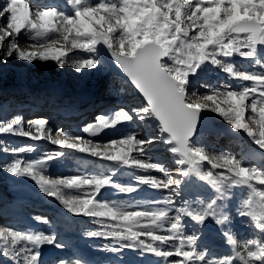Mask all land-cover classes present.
I'll return each instance as SVG.
<instances>
[{"label": "snow or ice", "instance_id": "snow-or-ice-1", "mask_svg": "<svg viewBox=\"0 0 264 264\" xmlns=\"http://www.w3.org/2000/svg\"><path fill=\"white\" fill-rule=\"evenodd\" d=\"M0 17L6 20L0 24V46L8 40L7 52L0 53L4 62L14 56L28 63L52 61L64 67L69 53L78 50L89 54L74 65L79 73L99 66L96 53L98 46H103L141 98L138 107L98 114L82 129L88 137H96L125 122H139V132L110 141L62 131L55 136L63 138H54L43 118L29 121L27 129L19 116L0 121V135L47 140L61 149L29 161L20 154L33 152L35 145L6 146L3 151L11 152L13 159L0 166L4 171L31 179L41 193L54 197L68 213L94 218L102 230L87 235L111 240L114 246L110 251L114 253L139 249L162 258L164 264H264V245L255 240L234 247V255L209 257L206 249L198 248V233L186 232L185 220L200 228L209 219L218 226L230 224L228 201L233 198V189L241 188L247 195L237 214L249 218L252 227L264 234V187H257L264 186V169L230 154H210L195 142L203 113L210 112L222 117L233 131L246 133L264 151V71H241L231 61L239 56L264 69V0H65L63 8L53 4L35 9L28 0H6ZM21 34L31 41L25 48L18 40ZM206 65L251 84H225L203 94L190 91L192 78ZM149 128L158 137L141 135ZM157 138L167 145L173 163L179 166L175 178L164 164L153 162L146 153L145 146ZM63 149L111 162L116 168L162 173V177L139 175L136 182L166 190L167 195L154 202L165 207L130 210L131 206L100 200L101 190L109 187L123 193L137 191L134 186L114 182L115 168L108 175L51 178L49 162L64 156ZM204 162L220 171L206 170ZM193 180L203 182L214 195L207 200L184 199L183 190ZM34 219L49 223L43 217ZM221 230L228 244L235 246L231 229ZM45 245L65 247L41 230L0 228V255L14 264H43ZM171 257L176 259L169 260ZM54 264L86 261L59 258Z\"/></svg>", "mask_w": 264, "mask_h": 264}, {"label": "rangeland", "instance_id": "rangeland-1", "mask_svg": "<svg viewBox=\"0 0 264 264\" xmlns=\"http://www.w3.org/2000/svg\"><path fill=\"white\" fill-rule=\"evenodd\" d=\"M4 2L6 3V0H4ZM2 4H1L0 8H2L4 6ZM3 23H6V20H5V18L0 17V24H3ZM24 39L26 40V42ZM18 40H19L20 46L22 48L27 47L28 42L31 43V41L28 40V37L26 34H24V35L21 34L18 37ZM7 43H8V41H4V44L2 46L5 50V53L7 52ZM0 49H1V46H0ZM30 50H34V49H30ZM88 55H89L88 53L84 52V55H83L82 51L73 50L69 53L68 57H66L67 63L65 64L64 67H59L55 62H52V61H49V62L35 61L32 63H28L25 61H20V60L16 59L14 56L9 57L7 59V61L4 62L3 57L0 56V121H10L14 117L19 116L21 118L22 125L25 127V129H27L28 124L26 125L25 123H27L28 121L31 120L22 114L23 109H21L20 103H17V101H16V100H18L19 96L23 95V94H19V92L20 91L24 92L25 89H23L24 91L20 90V89H15L16 91H18V93H15L13 91H10V93H9V91L2 90L3 88L1 85L7 84L10 87L15 86L16 88H17L16 85H18V86H22V88H27V89L35 88L37 90L38 88H40L41 84H47L50 86H52V85L58 86L60 84L61 85L63 84V85H66L67 88L70 87L72 93H76L77 95H85L86 93L90 92L91 90L96 89V87L101 84L102 80H105L108 78L106 81V85L113 83L114 87H115L114 89L116 91H121V94L131 93L132 88L126 82L121 80V78L119 76L109 73V69L106 67V65L103 61V58L99 52L96 53V55L98 56V59L100 61V64L97 68L91 69V70L85 69L79 73L76 72L74 65ZM221 59H223V58H221ZM238 59H239V56H233L231 58V61L233 63H235L236 62L235 60H238ZM249 61H251V63ZM247 62L248 63L244 64V65L238 64L236 62L235 64H237V65H235V66L238 70H241V71H249V72L260 71V69L251 68L252 62H253L252 60H247ZM217 70L220 71L221 69L218 67L211 66V65H206L204 71L200 72L198 76L192 78L191 90L196 92L197 88L199 86H201V84H205V83L208 84L209 83V85H211V82L209 80H211V78H213V74ZM108 75H110V77ZM195 82H196V84H194ZM238 83L239 84L240 83L241 84H249V85L251 84V82H245V81L237 80L236 81L237 86H239ZM225 84H226V82L223 81V85H225ZM219 85L221 86V84H219ZM4 93H8V96L3 97ZM201 94H203V93H201ZM12 95H14V96H12ZM101 95L104 98H107V97L109 98V96H110V95L104 94V93H101L100 96ZM6 98L8 100H7V102H4V99H6ZM18 102H19V100H18ZM140 102H141V99L135 98L132 102V107H138L140 105ZM98 112H100V111L96 110V111L92 112L86 119H84V121H82V123H81L82 126H85L88 123L92 122L94 120V118L98 115ZM46 121H48V120H46ZM211 121L216 122V124H218V125H221L222 123H226L223 120V118L219 117V116L212 118ZM48 126L53 130V133L56 134V132H59V131H56V129L54 127L55 123H50V124H48ZM223 126H225V124ZM126 129H128V124H126V122H125L124 124L118 126L115 129L105 130L103 133L98 135V137H95L92 140L99 141L101 139L100 141H110L111 139L123 136L126 133L125 132ZM77 131H79V130H77ZM151 133H152V135H157V137H158V133H155V132L154 133L151 132ZM85 135L87 136L86 133H85ZM239 135L243 138H245L247 136V134L244 132L240 133ZM70 136H76V135L71 134ZM86 136H85V138H87V139L91 138V137H88V136L86 137ZM142 136H151V135H148L147 133L143 132ZM200 136L201 135H199L195 138V141H198V143L197 142L196 143L199 146L204 147L206 149V143L214 144L212 142V140L209 139L210 136H207L208 140L206 141V143L204 141L200 140ZM54 138H63V137L62 136L61 137L55 136ZM221 139H223V138H221ZM249 139H250L249 137L246 138V140H249ZM0 141L4 142L3 144H0V166L7 164L8 162H10L13 159V154L11 152L5 153L3 151L4 147H6V146L9 148H17V147L22 146V145H35V150L33 152L20 154L21 158H23L25 160H29V161L32 159H35V158L42 157L45 153L51 152L53 147L55 148L53 150V152L60 151V149L58 148L57 145L52 144L47 140H41V143H46L45 144V150L46 151L44 152V154L41 153L42 148L44 147L43 144L37 143L36 140H31V139L26 138V137H19V136H14V135L2 134V135H0ZM250 141H251V139H250ZM47 142H48V144H47ZM255 146L256 145L253 143V147L256 150H258V148ZM226 147L228 148V146H226ZM226 147L220 146V149L218 151L216 150L215 147H212V149L208 150V152L210 154H225V152L228 150ZM145 148L147 149V151H146L147 155L152 158V161L155 163L164 164L169 169L170 174L172 171H174L178 167V165L173 163L174 157L171 153L168 152V154H170L172 156H169L168 154H166V152H162V154H160V152H157V151H159V145L158 144L157 145L156 144H150L149 146L146 145ZM67 150H69V149H63L62 151L65 153V152H67ZM165 150H167V146L165 147ZM150 151H151V153H150ZM73 152L76 153L75 150H73ZM259 152H260L259 155H262L261 154L262 152L264 153V151H261V150H259ZM68 153H69V155H71V157H73V156H75L76 158L82 157V155L77 156V155L73 154L72 152H67V153H65V155H67ZM133 155H136V153H133ZM62 158L63 157H60L59 159H57L55 161L49 162L48 175L51 178H59V177H66V176H70V175H76V174H80V172H83V171H84L85 175L93 174L92 172L85 171V170H83L80 167L75 166V165H74L73 170H67V168L63 167L64 162L67 161V162L72 163V164H74V163H73L72 159L65 160ZM160 158H163V160ZM238 159H239V157H238ZM90 160L93 162L92 165H94L95 162H99L104 167H108V166L109 167L111 166L114 168L116 167L111 162L102 161L96 157H92ZM80 164L83 165L82 166L83 168H85L84 164H82V163H80ZM97 165H100V164H97ZM248 165L252 166L250 164H248ZM203 167L206 170L211 169V165L208 164L207 162H204ZM252 167H255V166H252ZM257 168L264 169L263 166H257ZM91 170H95V169H93V167H92ZM136 170H138V169L126 168V172L129 175L131 174L132 171H136ZM211 170L212 171H220V169H211ZM140 171H142V170H140ZM151 172L154 173V176H157V177L162 176V173H156L154 171H151ZM174 173H176V172H173L171 175L175 178L176 176L173 175ZM134 175L139 176V175H143V174L135 173ZM193 184L200 186L201 182L195 180V182ZM199 186L196 188L193 186H191V187L193 189H195L198 192V194L200 195ZM202 186L204 188L208 187L207 185L203 184V182H202ZM191 187H189L184 192V195L187 196L188 194H190V191L192 190ZM64 191L67 193L69 190L65 189ZM102 194H103V192H102ZM121 194H122V192H121ZM193 198L195 200H193ZM193 198L189 197V199L191 201H196L197 198H202L204 200H207V199H205L206 197H196L195 196ZM245 198L246 197H242V198L233 197L228 202L230 205H234L238 201L242 202V200ZM99 199L102 201H107V202H116L117 204L122 203L126 207L130 206L132 204L129 202H124L122 200H113V199L109 200V199H106L104 197L101 198V196H99ZM186 199H187V197H186ZM4 203H9V206L7 208H3V210L0 212V228L10 227V228L16 229L12 226H5L2 224V220L7 219L11 215V213H15L19 218L20 217H23V218L29 217L30 219H32L31 220L32 222L39 225L38 222L34 219L35 216L33 215V213L28 214L25 212L28 205L38 203L39 206H42V207L48 206L49 208H51L54 211V213L58 214V216L61 219H65V218H70L73 220H75V219H83L84 220L85 219L86 221L91 222V223L87 224L86 226H83L82 229L75 231V233H77L78 236L80 234L87 235V233H89L90 231L102 230L100 227V224L94 218L75 216V215H72L71 213H68L66 211V209L63 207V205L58 200H56L54 197H48V196L44 195L43 193H41L39 191L38 187L35 185V183L31 179L25 178V177L13 176L12 174L4 171L2 167H0V207ZM237 209H238V207L236 205L235 208H232L229 210L230 217H231L230 225L233 227L237 226V225L240 226V224H243V222L246 223V221L243 220L244 217H240L237 214ZM136 210H138V209H136ZM206 222L210 223V222H212V220L209 219ZM27 224L28 225L25 228V230H35L36 225H34L33 229H29L31 227L32 223L29 222V220H27ZM40 224L46 225V224L41 223V222H40ZM42 225H39L40 228H43ZM243 225H245V224H243ZM16 230H18V229H16ZM43 232L45 234H47L46 231H43ZM241 232H242L241 230H238V229L236 230V232H235L236 240H240L239 238H241L243 236ZM48 235H52L55 237L54 233L48 234ZM93 239H95L94 241H96V239H100V238H93ZM56 242L60 243L58 241H56ZM45 247L50 248V249H55V250L58 249L52 245H45Z\"/></svg>", "mask_w": 264, "mask_h": 264}, {"label": "bare ground", "instance_id": "bare-ground-1", "mask_svg": "<svg viewBox=\"0 0 264 264\" xmlns=\"http://www.w3.org/2000/svg\"><path fill=\"white\" fill-rule=\"evenodd\" d=\"M3 3V4H2ZM1 4L2 5H5L6 3L4 2V0H0V6H1ZM33 7H35V6H33ZM22 35H24V34H22ZM22 37V36H21ZM10 39V38H9ZM25 40V39H24ZM5 41H8V40H5ZM25 42H26V40H25ZM29 43V42H28ZM0 53H5V50H4V48L1 46V49H0ZM102 59V58H101ZM247 61V60H246ZM250 63H251V61H249ZM236 63V62H235ZM234 63V65H237V64H235ZM253 63V62H252ZM253 65V64H252ZM210 81V80H209ZM231 81H233V80H230L229 82H231ZM239 84V83H238ZM241 84V83H240ZM239 84V85H240ZM99 88V87H98ZM11 89H13V88H11ZM11 89H8V91L10 92L11 91ZM23 90V89H22ZM24 91V90H23ZM25 92V91H24ZM24 92H22V91H20L19 92V94H24ZM15 93H18V91H16L15 90ZM26 95V94H25ZM18 97V96H17ZM26 97V96H25ZM83 99V95H75V97H74V99ZM73 99V100H74ZM84 99L85 100H90V99H88V98H86V96L84 97ZM36 101V100H35ZM78 101H80V100H78ZM93 105H94V107H96L97 106V104L99 103V100L98 99H93ZM32 104H34V105H36L37 107H36V109L34 110V112H37L38 114H41V112H40V108L38 107V106H42V105H40V104H38L37 102H34V103H32ZM77 104H78V102H77ZM85 104H86V102H85ZM84 104V105H85ZM18 105V104H17ZM81 102L78 104V106L76 107V109H75V111L78 109V108H80L81 106ZM91 105V102H89L88 104H87V106H90ZM20 106V105H19ZM87 106H85V107H87ZM84 107V108H85ZM25 109V110H24ZM23 109V112L24 111H26L27 109L26 108H24ZM42 109V108H41ZM75 111H74V113H75ZM22 112V111H21ZM208 114H210L213 118H215V116H216V114H214V113H210V112H207ZM105 114H107V113H105ZM53 128V127H52ZM79 131H75V132H77L78 134H81V133H83V131H82V127L79 125ZM240 132V131H239ZM127 133V132H126ZM153 133H154V131H153ZM216 134H219V132H217ZM53 136L55 137V133H53ZM220 136V135H219ZM219 136H216V138H217V140L219 141ZM96 137H98V136H96ZM205 137H207V136H205ZM238 139V138H237ZM223 141H225V142H228L229 140H226V139H223ZM237 141V140H236ZM154 142H158L159 144H160V146H162V147H160L159 148V150H164V151H166L167 153H168V151L167 150H165V147L167 146V145H164L160 140H159V138H157ZM245 142H246V144L249 146V149H247V150H243L242 152H240V154L242 155V157L243 158H245V157H247V155L248 154H250V153H252V152H254V151H257L254 147H253V142L252 141H250V139L249 140H245ZM218 143H220V141L218 142ZM229 143H231V141H229ZM241 145H244V143H241ZM149 146V145H148ZM220 147V146H219ZM255 147H257V146H255ZM148 148V147H147ZM229 148V147H228ZM258 148V147H257ZM220 149V148H219ZM219 149H217V150H219ZM230 149V148H229ZM259 149V148H258ZM145 150L147 151V149L145 148ZM76 152V151H75ZM78 155H82V156H84V157H88V155L87 154H84V153H79V152H76ZM166 153V154H167ZM226 154V153H225ZM77 155V156H78ZM230 155H232V154H230ZM170 156H172V155H170ZM233 156V155H232ZM233 157H235V158H237L238 159V154L236 153V154H234V156ZM81 159H79V160H82L80 163H82V164H84L85 166V168L87 169L88 168V164H90V162H88V160L87 159H84L83 157H80ZM239 159H241V157H239ZM264 161V156L263 157H261V158H256V159H254L253 161H252V163H254V164H260L261 162H263ZM98 164V163H97ZM83 166V165H82ZM96 167H98V166H100V165H95ZM119 174L121 173L122 174V172L120 171V170H118L117 171ZM141 172H143V171H141ZM173 172H176V169L174 170V171H172L171 172V174L173 173ZM148 173V172H147ZM174 174H176V173H174ZM128 177V176H127ZM128 178H130V177H128ZM132 178V177H131ZM130 178V184L129 185H131V186H134V187H136L137 188V182H136V180H134V179H131ZM195 182V180H193L192 181V183H191V186H193V187H198L199 185H196V184H193ZM199 188H201V185L199 186ZM149 189H151L153 192V194H158V195H160V190H158V189H153V188H151V187H149ZM193 191H194V193H193ZM134 192H136V191H134ZM143 191H141L140 193H142ZM195 192H197L195 189H193L192 188V191L190 192L191 193V195L193 196V197H195L196 196V194H195ZM104 193V192H103ZM204 193V192H203ZM202 192H201V190H200V195L201 194H203ZM118 195L119 196H121L122 194H121V192L119 191V193H118ZM210 195H212L213 196V194L212 193H210ZM125 196H127V195H125ZM228 208H230V207H228ZM185 220H186V223L188 224V222H190V220L188 219V218H185ZM34 225L35 224H31V227L29 228V229H33V227H34ZM205 226H206V228H205V230L204 231H206V234L208 233V231H210V230H216L215 228L216 227H214V226H212V227H209V226H207L206 224H205ZM187 229V228H186ZM218 233H219V231H218ZM219 234H222L223 235V232H221L220 231V233ZM224 236V235H223ZM242 244H244V243H236V245L235 246H233V245H230V244H228V242H227V246L229 247V249L231 250V252H230V255H234L233 253H234V247L235 248H238L240 245H242ZM56 258H53V260H55ZM51 261V260H50ZM7 264H10L9 262H6Z\"/></svg>", "mask_w": 264, "mask_h": 264}, {"label": "water", "instance_id": "water-1", "mask_svg": "<svg viewBox=\"0 0 264 264\" xmlns=\"http://www.w3.org/2000/svg\"><path fill=\"white\" fill-rule=\"evenodd\" d=\"M98 48L101 50L102 54L104 55L106 63L108 65L110 71L119 73L124 79L127 80V78L124 76L123 72L118 68V66L115 65L114 61H112L111 56L108 53L107 49L104 48L103 46H98ZM137 96H139L138 93H137ZM218 129H221V127L212 124L211 119L205 113H203V120H202L201 125H200L199 133L200 132L212 133V132H214L215 130H218ZM228 131H229V134H230L231 133V129L229 128Z\"/></svg>", "mask_w": 264, "mask_h": 264}]
</instances>
